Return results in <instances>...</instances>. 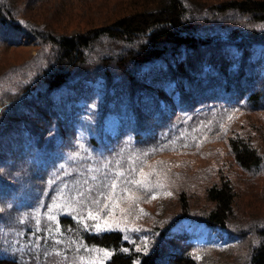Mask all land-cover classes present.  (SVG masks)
I'll return each instance as SVG.
<instances>
[{
	"label": "trees",
	"instance_id": "trees-1",
	"mask_svg": "<svg viewBox=\"0 0 264 264\" xmlns=\"http://www.w3.org/2000/svg\"><path fill=\"white\" fill-rule=\"evenodd\" d=\"M128 5L110 18L108 24L85 34L68 36L14 22L0 0L2 27L12 26L27 40L50 47L45 65L38 68L37 74L22 81L11 93L0 94V125L4 122L5 128L0 131V163L9 158L5 151L6 144L10 145L9 132L23 123L29 126L41 152L36 156L34 150L22 151L21 146L15 158L9 159V164L2 166L4 169L0 168L1 173L12 171L20 162L29 164L32 189H47L48 199L59 182L73 181L82 188L85 209L94 210L104 208L105 197L99 186L112 188L115 184L116 190L128 187L139 192L134 180L146 162L165 153L197 152L212 139L227 142L232 163L250 178L264 174V151L253 139L260 123L250 122L243 128L242 122V132L235 126L237 112L260 113L264 117V0H228L197 9L191 0H137ZM211 65L219 73L207 71L206 67ZM96 79H101L98 88L109 93L106 113L112 108V94L118 95L120 127L112 135L104 113L97 125L89 123L92 127L89 144L103 148L99 162L87 160L58 166L56 151L77 149L75 124L84 116L89 118L68 111L59 121L48 120L57 114L50 108L51 95L66 91L72 98V88ZM173 81L182 90H171L179 95V101L168 110L153 89L159 83L171 85ZM79 93L84 94V90ZM128 108L132 114L127 112ZM212 114H216V121L209 118ZM54 129L59 132L58 144L38 137L46 131L47 138ZM261 130L264 142V128ZM91 172L96 175L91 186L96 187L86 191ZM14 181L15 184L8 183V187L0 190L3 200L18 192L20 182ZM207 194V201L214 205L203 208L201 213L190 210L189 198L180 196L181 212L157 224L153 244L146 250L136 248L131 236L122 229L98 230L70 216H61L59 221L63 230L75 231L84 246L108 250L110 256L105 264H200L183 245L185 239L176 232L173 234L174 225L195 220L208 229L240 235L238 238L230 235L234 243L242 241L243 232L240 228L231 230L237 224L230 217L236 192L228 176L220 175L209 183ZM248 230L247 233L251 231ZM251 232L256 244L245 264H264V226L257 225ZM172 234L181 242L166 249L165 243L176 241L169 239ZM19 258L0 250V264H30Z\"/></svg>",
	"mask_w": 264,
	"mask_h": 264
},
{
	"label": "rangeland",
	"instance_id": "rangeland-1",
	"mask_svg": "<svg viewBox=\"0 0 264 264\" xmlns=\"http://www.w3.org/2000/svg\"><path fill=\"white\" fill-rule=\"evenodd\" d=\"M1 1L12 14L8 17L26 28L36 26L53 34L74 36L108 24L110 18L121 13L130 2L137 0ZM224 1L228 0H191L194 9L210 7ZM49 50L48 45H38L27 40L12 26L0 25V94L11 93L10 91L16 90L22 81H27L29 77L37 74L38 68L45 65ZM206 70L219 73L218 68L213 65L207 66ZM100 82L101 79L88 80L78 88H72V98L66 91L51 95L50 108L55 109L57 114L48 120L59 121L68 111H72L73 115L86 114L89 118L87 120L84 116L75 124L78 129V148L56 151L58 166L87 160L99 162L103 148L90 145L88 136L91 134V125H97L104 113L112 135L119 129L121 118L116 109L118 95L112 94V108L106 113L109 93L103 88H98ZM159 84L153 89L156 98L168 110L175 108L179 95L171 93V90L181 91L182 87L177 81H173L171 85L165 82ZM9 87L11 88L8 90ZM82 90L84 94L79 93ZM34 102L38 104V101ZM127 112L133 113L131 108H128ZM237 116L235 126L237 125L241 132L242 122L243 128L250 122H258L257 125L260 123L258 126L264 128V117L260 113L237 112ZM209 118L216 121L217 116L212 114ZM1 124L3 125H0V131L5 129L4 122ZM42 127L46 126L42 124ZM261 128H258L253 139L264 151ZM58 134V129H54L53 134L47 138L46 131L38 137L45 142L46 139H51L58 144ZM7 137L10 145L6 144L5 151L9 153V158L0 163L1 169L15 158V152H18L21 146L22 151L24 148L27 151L34 150L36 156L41 152L35 145V139L27 124H20L17 129L9 132ZM226 144V141L212 139L203 144L197 152L165 153L156 158L157 160L146 162L145 166L138 170L134 180L141 182L137 184L139 192L128 187L123 188V192L116 190V187L112 189L107 185L99 186L102 197H105L104 208L101 210L85 209L87 203L85 198H82V188L73 181L59 182V187L49 199L47 189L33 190L34 181L27 163L23 165L20 162L7 173L0 171V176L3 177L0 178V190H4L11 183L15 184L14 180L20 182L18 192L10 193L11 195L5 198L7 201L0 195V250L12 257L18 256L30 264H105L110 252L84 246L77 239L75 231L62 229L59 221L61 216H70L82 225H92L94 228L99 224L103 229H122L131 236L136 248L146 250L153 244L157 224H163L165 219L181 212L180 196L189 198L190 210L194 213H201L203 208L213 206L214 203L207 201V186L224 174L228 176L236 192L234 211L230 217L237 224L232 225L231 230L243 229L242 241L234 243L233 238L231 242L230 235L236 238L240 235H229L221 229H208L190 219L174 225L171 231L185 239L182 241L183 245L190 249L200 264H245L252 246L256 244L255 234L251 231L257 225L264 226V174L259 173L250 178L241 167L232 163V155L229 154L230 149ZM95 176L93 172L90 173L86 191L91 188L95 190L96 186H91ZM8 183L10 184L7 185ZM247 229L251 231L248 230L247 233ZM173 234L169 239L176 241L165 243L166 249L174 244L178 246L181 242Z\"/></svg>",
	"mask_w": 264,
	"mask_h": 264
},
{
	"label": "snow or ice",
	"instance_id": "snow-or-ice-1",
	"mask_svg": "<svg viewBox=\"0 0 264 264\" xmlns=\"http://www.w3.org/2000/svg\"><path fill=\"white\" fill-rule=\"evenodd\" d=\"M135 183L136 184H140L141 182L140 181H135ZM113 189H115V187H116V185L115 184H113L112 186H111ZM92 219H96V217H91ZM100 225L99 224H97L96 225V228L99 230L100 229Z\"/></svg>",
	"mask_w": 264,
	"mask_h": 264
}]
</instances>
